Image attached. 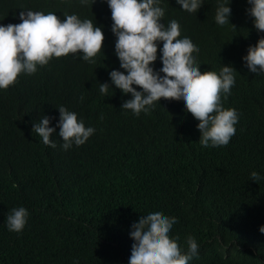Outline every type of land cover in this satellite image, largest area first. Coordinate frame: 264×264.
Returning a JSON list of instances; mask_svg holds the SVG:
<instances>
[{
	"label": "clouds",
	"instance_id": "1",
	"mask_svg": "<svg viewBox=\"0 0 264 264\" xmlns=\"http://www.w3.org/2000/svg\"><path fill=\"white\" fill-rule=\"evenodd\" d=\"M71 1L82 6L59 5L64 18L54 10L28 8L19 13L20 23H0V106L4 92L19 83L21 75L36 85V98L31 100L50 95L60 101L39 122L30 119L34 176L28 187L37 185L31 195L46 186L61 194L70 190L68 155L78 160L77 168L85 165L79 160L86 159L103 171V177L112 178L107 169L113 164L110 157L121 149L137 150L140 138L148 142L147 124L169 104L178 105L191 125L195 118L199 121L202 146L230 143L240 116L224 101L238 70L231 64L213 70L208 44L218 49L227 35L239 38L233 0ZM247 2L244 13L259 35L243 61L252 73L261 74L264 0ZM57 110L59 118L50 116ZM5 125L0 110V130ZM102 131L112 141H106ZM243 142L248 145L246 138ZM262 179L260 172H251V183ZM88 184V180L80 184L73 194L71 211L85 213L79 201ZM30 215L25 206L11 208L7 228L22 233ZM177 222L178 217L163 214L160 208L138 214L130 230V264H189L197 257L200 246L194 236L187 238L184 248L179 236L171 235ZM259 230L264 233V225Z\"/></svg>",
	"mask_w": 264,
	"mask_h": 264
},
{
	"label": "trees",
	"instance_id": "2",
	"mask_svg": "<svg viewBox=\"0 0 264 264\" xmlns=\"http://www.w3.org/2000/svg\"><path fill=\"white\" fill-rule=\"evenodd\" d=\"M66 1L0 0V23H20L23 9L54 10L64 18L59 5L82 6ZM233 3L239 38L227 35L218 49L208 44L213 70L219 72L223 64L238 70L224 106L237 109L240 118L226 146H202L199 121L195 118L191 125L178 105L169 104L147 124L148 142L140 138L137 150L121 149L110 157L113 164L107 169L112 178L103 177V171L86 159L79 160L85 167L77 168L78 160L68 155L70 190L61 194L46 186L31 195L37 185L28 187L34 176L30 119L39 122L60 101L50 95L31 100L36 98V85L26 75L4 92L0 106L6 118L0 130V264H74L77 259L79 264H130L127 255L133 221L138 214L156 208L178 217L171 235L179 236L181 247H187L189 236L197 239L199 255L189 264H264V233L259 230L264 225V179L256 184L250 181L254 170L264 176V73H252L245 66L243 57L258 42L259 34L244 13L247 0ZM106 48L109 51V44ZM50 116L59 118V110ZM100 135L112 141L109 134L102 131ZM245 138L248 145H244ZM62 144L58 138L57 145ZM87 180L91 190L85 188L79 201L85 213L71 211L73 194ZM21 205L29 209L31 219L17 233L7 228L6 216Z\"/></svg>",
	"mask_w": 264,
	"mask_h": 264
}]
</instances>
